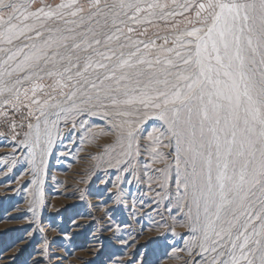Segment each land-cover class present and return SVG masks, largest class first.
Masks as SVG:
<instances>
[{"label":"snow or ice","instance_id":"6c2138e0","mask_svg":"<svg viewBox=\"0 0 264 264\" xmlns=\"http://www.w3.org/2000/svg\"><path fill=\"white\" fill-rule=\"evenodd\" d=\"M36 3L0 0V108L27 109L37 148L62 117L103 109L129 158L141 124L161 121L166 135L149 140L174 144L177 195L204 264H264V0ZM193 9L173 47L132 35Z\"/></svg>","mask_w":264,"mask_h":264},{"label":"rangeland","instance_id":"374dc122","mask_svg":"<svg viewBox=\"0 0 264 264\" xmlns=\"http://www.w3.org/2000/svg\"><path fill=\"white\" fill-rule=\"evenodd\" d=\"M59 3L37 0L33 10ZM194 16L195 9L167 23L157 18V25L132 35L155 39L157 46L167 36L165 47H173L172 38ZM175 23L179 29L169 31ZM143 27L147 36L139 35ZM95 111L100 114L84 112L67 123L62 117L51 144L42 133L37 148L27 127L36 121L27 109L0 108L7 113L0 114V264H204L192 243L187 205L177 195L174 144L149 140L154 133L166 135L165 126L142 123L139 155L129 158L115 144L112 117Z\"/></svg>","mask_w":264,"mask_h":264},{"label":"bare ground","instance_id":"6f19581e","mask_svg":"<svg viewBox=\"0 0 264 264\" xmlns=\"http://www.w3.org/2000/svg\"><path fill=\"white\" fill-rule=\"evenodd\" d=\"M98 200V199H97Z\"/></svg>","mask_w":264,"mask_h":264}]
</instances>
